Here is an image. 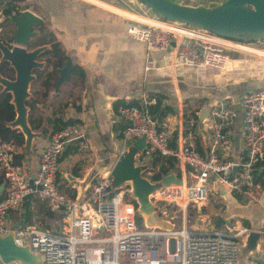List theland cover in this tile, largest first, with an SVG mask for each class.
Segmentation results:
<instances>
[{"label":"built area","instance_id":"1","mask_svg":"<svg viewBox=\"0 0 264 264\" xmlns=\"http://www.w3.org/2000/svg\"><path fill=\"white\" fill-rule=\"evenodd\" d=\"M134 13L126 16V33L148 51L170 50L174 65L223 70L229 52L264 59V38L238 41L152 12ZM6 22L0 5V40L11 46L12 40L5 37ZM239 105L241 148L237 159L229 157L235 114L225 101L209 105L207 118L201 121L203 154L188 141L196 124L182 102L175 112L164 116L151 115L145 107L130 103L117 105L123 123L117 155L123 152L125 141L143 137L144 146L135 156L137 164L151 162L154 155L176 161L180 183L162 186L150 195L154 212L171 229L137 228L135 205L124 200L123 190L108 195L109 175L96 178L80 201L60 188L59 157L67 144L85 136L81 124H67L49 133L32 175L13 161L14 143L0 141V236L8 229V213L31 197L65 218L62 229L40 227L35 216L13 229L16 245H26L31 253L43 256L39 264H264V237L255 256L241 259L238 249L250 227L238 218H224L216 225L219 214L208 215L199 208L212 181L224 185L240 204H262L264 185L255 166L264 163V88L243 92ZM153 171L150 178L157 167Z\"/></svg>","mask_w":264,"mask_h":264},{"label":"crops","instance_id":"2","mask_svg":"<svg viewBox=\"0 0 264 264\" xmlns=\"http://www.w3.org/2000/svg\"><path fill=\"white\" fill-rule=\"evenodd\" d=\"M13 1L21 9L27 8L41 18L43 33L51 34L71 67L81 68L84 74L83 78H78L71 71L69 80L56 91V73L49 79L47 88L40 85L41 80L36 78L30 83V96L26 101L33 104L29 107L26 105L27 122L37 136L31 140L28 154L23 152V144L21 148L14 146L15 154L19 151L23 154L20 166L28 175L37 169L40 152L53 130L52 119L76 120L84 127L85 136L65 146L59 157L57 176L60 188L65 193L78 201L84 199L96 178L109 175L117 157L120 146L118 135L123 127L116 112L117 105L132 101L143 104L150 100L148 96L151 94L162 96V105L169 106L171 113L181 102L185 109L198 108L199 111L204 106L225 101L235 114L231 123L233 135L229 157H239V98L247 90L264 88V59L229 52L228 64L223 70L174 65L170 50L148 51L143 43L126 33V16L135 15L131 11L149 13L148 8L136 0H126L133 9L131 11L115 6L108 0ZM37 27L34 29L37 30ZM13 30V24L6 22L4 31L10 35ZM41 37L42 34L38 33L32 40L31 48L44 44L39 41ZM188 43L195 45L193 41ZM39 60L43 61L42 57ZM41 70L48 71L49 67L44 63ZM6 72L11 78L12 70ZM29 120H33V124ZM203 122H196L193 136L188 140L195 146L197 139L202 151ZM174 135L176 137V132ZM262 169L264 171V163ZM209 191L222 203V211L218 212L222 219L238 218L251 230L259 231L260 239L264 237V189L261 205L240 204L217 181H212ZM31 199L44 205L36 198ZM34 201L30 202L31 215L26 224L39 215L42 218L40 227L62 229L65 223L63 213L52 212V217H48L39 211ZM56 215H63V218L58 221ZM20 218V208L9 212L7 227H16Z\"/></svg>","mask_w":264,"mask_h":264},{"label":"water","instance_id":"3","mask_svg":"<svg viewBox=\"0 0 264 264\" xmlns=\"http://www.w3.org/2000/svg\"><path fill=\"white\" fill-rule=\"evenodd\" d=\"M147 7L153 14L171 21L182 22L194 27L205 29L216 35L238 41L260 40L264 38V0H219L209 6L188 5L175 0H137ZM9 22L14 30L9 35L13 44L8 46L0 40V62L4 61L11 68V78L0 75V94L8 92L10 102L14 109V118L6 122V126L18 129L23 136V152L30 150L31 140L37 136L31 131L27 122L26 99L30 96L29 85L35 80V70H41L44 61L39 57L48 46L37 45L31 48L32 40L38 36L34 28L42 23L41 18L22 8L17 15L11 16ZM69 62L55 69L56 79L54 90L69 80L71 72ZM208 106L202 107L197 112V121L201 122L208 115ZM144 146L143 137L135 138L124 143V150L117 155L110 171L108 195L113 191L128 187V196L136 205L135 215L142 218L144 226L171 229L170 223L161 219L154 212V205L150 195L162 186L180 183L174 173L161 175L154 180L142 175L149 167L150 162L137 164L135 156L140 154ZM2 183L0 184V190ZM223 222L220 216L215 217L214 223ZM261 244L260 233L249 230L239 246V256L244 259L255 256ZM43 256L33 254L26 245L19 246L13 242V229L10 227L0 236V262L9 264H39Z\"/></svg>","mask_w":264,"mask_h":264},{"label":"trees","instance_id":"4","mask_svg":"<svg viewBox=\"0 0 264 264\" xmlns=\"http://www.w3.org/2000/svg\"><path fill=\"white\" fill-rule=\"evenodd\" d=\"M0 5L2 7L3 14L6 16L7 22H9L11 16L17 15L21 10L20 6L17 5L13 0H0ZM37 30L39 33L42 34V37L39 41L48 46V48L42 52L41 57L45 65L49 67V70L48 71L35 70L34 74L36 76V80H41L40 85L47 88L50 85L49 79L52 77V75H55V69L61 67L64 64V62H69V60L63 54L59 46V43L56 41V39L51 34L43 33V27L41 26V24L37 27ZM7 39H9V35ZM6 71H11V69L7 66L6 62L1 61L0 75L8 77ZM71 71L78 78H83L84 74L81 68L77 66H72ZM148 99L153 100V103H149L147 105L142 106L141 103H138L137 101H132L130 102V104L136 105L138 107H145V109L149 114L155 116H164L167 112L172 111L169 106L162 105L161 103L162 96L157 94H151L148 96ZM10 100H11V95L8 92L0 94V141L3 142L11 141L12 143H14V146L21 148L23 144L22 134L16 128L12 129L6 126L5 124L6 122H10L14 118V109ZM31 104H33V102L25 101V105H27L28 107L32 106ZM197 111L198 108L188 109V114L194 119L195 124L197 122ZM29 123L33 124V120H29ZM51 123L54 130V129H59L67 124H73L78 122L73 119L63 120L61 117H55L52 119ZM191 132L193 136L194 131ZM194 144L196 150H198L200 154H203V151L199 148V143L197 139H195ZM22 157L23 154L19 151L18 153L14 154L13 161L16 164L21 165L20 161ZM262 166H263V162L258 163L255 166V168H256L257 178L260 180L262 184H264V171L262 169ZM151 167L152 169L157 167V171L151 176V178L154 180L158 179L161 175L167 173H174L176 175L178 174V167L176 161L173 158H169V157L161 158L158 155H154L153 159L151 160ZM2 182H3V177L0 174V184ZM31 201H34V199H31V197H27L24 199L21 206L18 207L21 209V218L16 228L25 226L28 218L31 215V209H30ZM34 203L38 206L39 211H42L48 217H52V212H50L44 205L39 204L36 201H34ZM135 220H136V225L141 226V217L136 216ZM244 224L247 225L246 223Z\"/></svg>","mask_w":264,"mask_h":264},{"label":"rangeland","instance_id":"5","mask_svg":"<svg viewBox=\"0 0 264 264\" xmlns=\"http://www.w3.org/2000/svg\"><path fill=\"white\" fill-rule=\"evenodd\" d=\"M175 1H177L179 3H183V4L192 5V6H196V5L208 6L210 3H212L215 0H175ZM108 2L109 3H113V5H115V6L123 7V8H125V9H127L129 11L133 10V9H131V7L128 6V5H130V3L128 1H126V0H108ZM21 7H23V6H21ZM134 11H136L138 13H141V11H139V10H134ZM134 11H131V12L134 13ZM150 12L151 11L149 10V13ZM5 37H8V33L6 31H5ZM6 73L8 74V72H6ZM151 169H152V167H151V162H150V167L143 174L146 177H150L151 173L154 172L153 171L154 168L152 170ZM122 190L124 192L123 193L124 200L125 201H130V202H132L135 205L134 201L132 199H130L128 194H127L128 193V191H127L128 187L122 188ZM210 193H211V191L208 192L206 200L204 201V203L201 206H199V208H200V210L202 212H205L208 215H212L213 213H217L218 214L219 211H222L221 210L222 203H220V201L218 199H216L212 195H210ZM135 207H136V205H135ZM56 216H57V220L58 221L63 218L62 217L63 215H61V216L60 215L59 216L56 215ZM35 218H37L39 220V223H41L42 218L39 215H35ZM135 224H136V220H135ZM14 228H16V227H14ZM14 228H12V229H14ZM137 228H144V223H143L142 218H141V226H137Z\"/></svg>","mask_w":264,"mask_h":264}]
</instances>
